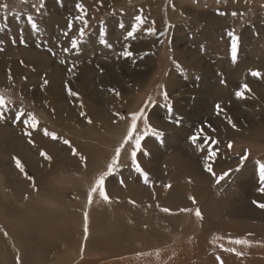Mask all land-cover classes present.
Listing matches in <instances>:
<instances>
[{"label": "rangeland", "instance_id": "374dc122", "mask_svg": "<svg viewBox=\"0 0 264 264\" xmlns=\"http://www.w3.org/2000/svg\"><path fill=\"white\" fill-rule=\"evenodd\" d=\"M43 3L41 8V0H0V96L9 109L8 119L0 122V264H221L235 252L243 258L235 264H264V209L253 203H264L259 175L264 163V75L251 76L252 71L264 74V0ZM138 15L144 19L129 37ZM29 16L38 31H32ZM229 32L239 38L235 64ZM73 39L77 49L71 48ZM142 42L143 48H136ZM175 46L185 47L191 57L180 56L182 50ZM126 49L131 57L120 55ZM107 80L123 83L125 89L111 87L106 95ZM173 80L180 81L179 89L167 90ZM245 84L251 92L237 99L235 93ZM69 88L79 98L69 96ZM116 93L119 99L112 105ZM146 104L149 125L163 135L142 140L137 155L142 172L135 170L130 153L135 136L143 135V117L117 171L106 181L111 202L105 203L97 192L88 206L90 187L114 158L131 115ZM217 104L223 109L219 115ZM191 107L200 113L191 115ZM22 113L24 124L14 122L13 116ZM30 116L38 125L28 137L24 133L31 128ZM173 117L188 119L190 126L198 123L193 125L198 130L182 129ZM95 123L105 124L108 131ZM200 130L193 144L190 137ZM173 137L176 144L169 146ZM210 150L217 151L207 160L216 176L230 172L220 184L205 170ZM41 151L51 156L48 164L40 160ZM245 154L248 159L241 164ZM13 157L21 160L25 173ZM178 174L185 177L174 179ZM184 183L189 186L181 188ZM197 209L202 220L195 216ZM243 209L249 215L238 213ZM244 238L248 244L232 243ZM55 244L44 254V247Z\"/></svg>", "mask_w": 264, "mask_h": 264}, {"label": "snow or ice", "instance_id": "6c2138e0", "mask_svg": "<svg viewBox=\"0 0 264 264\" xmlns=\"http://www.w3.org/2000/svg\"><path fill=\"white\" fill-rule=\"evenodd\" d=\"M219 2V0H218ZM44 6L43 0H41V4L40 7L42 8ZM6 7V6H5ZM77 9L82 13V14H86L84 6L82 4H77L76 5ZM218 15L223 16L224 12H218ZM233 16L237 15L236 12L232 13ZM28 23L31 25L32 31H38V25L37 23L33 20V18L31 16H29L28 18ZM136 20L138 21V24L136 27H133L131 31L128 32V36L132 37L134 35V33L136 32L137 28L139 27V23H142V18L138 15L136 17ZM84 25L87 26V21H83ZM124 25H121V28H123ZM69 28H71V25H69ZM150 32L152 31L151 29L149 30ZM84 29L81 28L80 29V37L83 38L84 36ZM163 34V33H161ZM65 35H67V33H65ZM229 37L231 38V60L233 62V64H235L237 62V54H238V47H239V38L234 35L232 32L228 33ZM101 36H103V33H101ZM20 43H24V40L21 39L19 41ZM101 43H104V40L101 39ZM71 48L72 49H77L78 48V41L76 39L71 40ZM3 49H0V51H2ZM49 51L51 52L52 50L49 49ZM65 52L68 51L67 48L64 49ZM53 55H55V53H53ZM120 55L122 57L128 58L131 57L133 55V53L131 51H128L127 49L123 52L120 53ZM61 63H63V61H61ZM68 71H72V69H68ZM264 75L259 71H252L251 72V76L254 78H261V76ZM48 81L45 79L44 80V84L47 85ZM221 83H223V81H221ZM243 91H237L235 93V96L237 99H245L244 93L245 92H251L250 87L245 84L242 86ZM68 95L71 97H75V98H79V94L73 90H71L70 88L68 89ZM117 96H119V93H116ZM164 100L168 101L169 97L167 95V93H164ZM7 103L8 101H6L2 96H0V122L6 121L8 119L6 113L9 111V109L7 108ZM80 107L83 108L84 105L83 103L80 104ZM147 107V104L142 107L140 109V111L138 113H134L131 115V124L130 127L125 135V137L123 138V140L121 141V143L119 144V146H117L115 148V154H114V158L111 160V162L107 165L106 171L100 173L98 175V177L95 179L94 184L90 187L88 194H87V204L88 206H91L93 203V197L94 195L99 192V196L100 198L105 202V203H110V197L106 192V181L109 177L113 176L115 174V172L117 171V166L119 164L120 158H121V154L123 149L125 148L126 145H128L132 140H133V135L137 130L138 127V122L141 120V118L143 117V125H144V132L143 135H139L137 134L135 136V141H134V150L131 151L130 155H131V163L132 165H135V170L137 172H142V169L139 165V163L137 162V155L138 153L141 151V147H142V140L148 136L149 134H152L153 136L159 138L163 135L162 132L157 131L156 129L152 128L149 123L148 120L145 116V108ZM216 109H217V114L219 115L220 112L223 111V109L221 108V106L219 104L216 105ZM169 111H171V107L169 106ZM24 115L23 113L21 115H14L13 116V121L16 122H20L21 124H24V120L21 119V116ZM81 115H85L83 112H81ZM121 119H124V117H121ZM88 123L91 124L92 121L88 120ZM229 123H232V121L229 119ZM30 124H31V128L26 131L24 134L28 137H31L33 134V130H35L37 128L38 125V121L36 120V118L34 116H30ZM233 127H235V125L233 124ZM203 133V130H200V132L197 135H193L190 137L191 141L193 144H195L198 140V137L200 134ZM44 135L48 136L49 132L47 130L44 131ZM51 138L53 140H57L58 137L56 136L55 133L51 134ZM205 140H207V137H205ZM30 144H33L34 142L29 139L28 141ZM63 143L65 145H69V147L71 148L70 142L65 139L63 141ZM214 143H218V142H214ZM228 148L231 149L232 148V144L229 143L228 144ZM76 149L72 148V155H76ZM40 155L48 161H51V156H49L47 153L41 151ZM217 156V151L216 150H210L209 151V155L208 157H206V163H205V170L212 173V175L215 177V182L216 184H220L221 181H224L225 178L227 176L230 175V172H224L221 175H219L218 177L216 176L215 172H213V169L211 167L210 164L207 163L208 159H212L214 157ZM248 159L247 154H245L244 156L241 157V164H243V162L245 160ZM13 160L15 161V166L16 168L21 172V173H25V167L23 165V163L21 162L20 159L13 157ZM81 160H84V157H81ZM237 171H239V169H237ZM259 175H260V180L262 182V184H264V163L259 164ZM27 179H31V177L26 176ZM144 180L145 183H147L148 177L145 174L144 175ZM170 187V186H169ZM260 192L264 193V187L260 188ZM190 199H192L193 204L196 203L195 198L190 197ZM254 204H256V206L260 209H264V203H257L256 201H253ZM161 211L165 212V213H170V209L168 208H162ZM181 211L187 212L189 211V209H182ZM195 216L198 219H203L202 213L199 209H197L195 211ZM84 232L85 235H87L88 233V213L85 212L84 213ZM232 243L237 244V245H242V244H248V241L246 240H234L232 241ZM226 251L229 252H234V249H226ZM235 255L237 256H241L242 253L241 252H235ZM218 260H220V257H217ZM221 264H223V261H221Z\"/></svg>", "mask_w": 264, "mask_h": 264}, {"label": "bare ground", "instance_id": "6f19581e", "mask_svg": "<svg viewBox=\"0 0 264 264\" xmlns=\"http://www.w3.org/2000/svg\"><path fill=\"white\" fill-rule=\"evenodd\" d=\"M204 3V2H203ZM130 17V16H129ZM141 18H143V17H141ZM144 19V18H143ZM143 21V20H142ZM147 21V20H146ZM133 22H134V25H137L138 24V21L137 20H133ZM144 23V22H143ZM147 22H145V24H146ZM139 24H141V23H139ZM148 25V24H147ZM146 26V25H145ZM149 29V28H148ZM178 29V28H177ZM203 32V31H202ZM139 36H141L140 34H139ZM178 36V35H177ZM146 37V36H145ZM140 38V37H139ZM180 39H179V41L178 42H182V37L180 36L179 37ZM142 39H143V37H142ZM149 40H151L150 39V36L148 37V41ZM141 42V41H140ZM143 43L144 42H142V43H140V44H138V45H136V48H143ZM149 43H150V41H149ZM149 43L147 42V44L149 45ZM134 48V47H133ZM175 48H179L180 50H182V52H179V53H181L180 54V56L181 55H186L187 54V56H189V57H191V54H189L188 52H187V50L185 49V47H183V48H180V47H177V46H175ZM130 49V48H129ZM132 49V48H131ZM132 50H134V49H132ZM144 50V49H143ZM135 52H137V51H135ZM141 54V53H140ZM150 54V53H149ZM139 55V54H138ZM137 56V55H136ZM143 56V55H142ZM146 56V55H145ZM178 56H179V54H178ZM144 57V56H143ZM150 57V56H149ZM144 60V59H143ZM194 61V60H193ZM197 62V61H196ZM198 63V62H197ZM148 64V63H147ZM206 72H208L207 70H206ZM133 73V72H132ZM131 73V74H132ZM122 74V72L120 71V75ZM113 75V74H112ZM111 75V72H110V75L109 76H112ZM123 75V74H122ZM105 76V75H104ZM115 76V75H114ZM124 76V75H123ZM172 76V75H171ZM207 76H208V74H207ZM107 77V76H106ZM109 78V77H108ZM123 78V77H122ZM127 78V77H126ZM131 78V77H130ZM206 79H207V77H206ZM206 79H204V80H206ZM210 79V78H209ZM108 80H110V81H112L110 78L108 79ZM107 80V82L109 83L108 85L106 84L105 85V87H104V89H105V93H106V95H108L110 92H111V90H112V88L111 87H115V89L117 90V89H125L124 88V86L122 85L123 83H121V84H119V83H112V82H109ZM121 80V79H120ZM136 80V79H135ZM175 80V79H174ZM171 81L168 85H167V87L168 86H171V87H175V88H177V87H179V83H180V81ZM201 80H202V78H201ZM131 81V80H130ZM133 81V80H132ZM130 83H132V82H130ZM129 84V83H128ZM131 85V84H130ZM129 85V86H130ZM128 86V87H129ZM126 87V86H125ZM137 88V87H136ZM130 89V88H129ZM177 89H179V88H177ZM134 90V89H133ZM245 98H247V97H245ZM118 96H116L115 97V99L112 101V105L114 104V103H116V102H118ZM262 99V98H261ZM52 111L53 110H51V111H49V114L51 115L52 114ZM200 110L199 109H197V108H195V112L194 113H192L193 115L196 113V112H199ZM81 112H84V110H82ZM106 123V122H105ZM196 124H198V123H196V122H193V125H196ZM193 125H189V127H192ZM95 127L96 128H98L100 131L101 130H103V129H105L104 131H108V130H106V126H105V124L103 125V124H99V125H97L96 123H95ZM108 127V126H107ZM110 129V128H109ZM121 129V128H120ZM98 130V131H99ZM99 131V132H100ZM20 134V133H19ZM100 134H101V132H100ZM173 136V135H172ZM164 138V137H163ZM159 140V139H158ZM23 143H25V142H23ZM23 143H22V145H23ZM176 144V140H175V138L173 137L172 138V140H170V142H169V146H174ZM30 145V144H29ZM160 146V145H159ZM26 147V146H25ZM31 146H29V148H30ZM32 148V147H31ZM200 149V148H199ZM169 151V150H168ZM85 152V151H84ZM145 152V151H144ZM35 153V152H34ZM162 153V152H161ZM36 154V153H35ZM84 155V154H83ZM154 155V154H153ZM11 156H12V154H11ZM50 156V155H49ZM144 157V156H143ZM42 159H44L43 157H41V159L40 160H42ZM39 160V161H40ZM45 160V159H44ZM146 160V159H145ZM152 160V159H151ZM47 161L48 160H45V162H46V164H48L47 163ZM85 161V160H84ZM15 162V161H14ZM148 164V163H147ZM46 166V165H45ZM197 168V170H196V172H198L200 175H201V168H199V167H196ZM45 170H47V168H45ZM180 170V169H179ZM194 170H195V168H194ZM178 177H180V179L181 178H184L185 177V174H178L176 177H174V179H177ZM171 179V178H170ZM173 179V180H174ZM173 182V181H172ZM176 182H178V180L176 181ZM173 184H175V183H173ZM177 185V184H176ZM184 186H186V187H188L187 186V184L186 183H184L183 184V186L181 187V188H183ZM191 186V185H190ZM186 189V188H185ZM187 190V189H186ZM184 191V190H183ZM228 193V192H227ZM227 193H225L224 195H226ZM190 194V193H189ZM187 195V194H186ZM230 195V194H229ZM189 196V195H188ZM196 196V195H195ZM197 197H199V196H197ZM196 197V198H197ZM186 198V197H185ZM188 199V198H187ZM241 208H238L237 210H240ZM238 213H242V214H246V215H249V212H248V210H246V209H243V210H241V211H238ZM237 213V214H238ZM238 229V228H237ZM234 231H235V229H234ZM238 231V230H237ZM241 232H243L244 233V231H242L241 230ZM241 234V233H240ZM61 235V234H60ZM63 235V234H62ZM242 235V234H241ZM56 238H57V240L59 241V240H62V239H64L65 237L64 236H61V237H59V235H56ZM66 239V238H65ZM240 239V238H239ZM245 240H246V238H244ZM73 240V239H72ZM67 243H69V245L70 244H72L71 243V240H70V238H68V239H66L65 240ZM52 244V243H51ZM56 246V244L53 246V245H50V246H48L47 248L46 247H44L45 249H44V254L46 253V254H48L49 255V250H51V249H53L54 247ZM42 248V247H41ZM242 250H244V249H242ZM42 259H45V256H44V258H42ZM243 260V258L241 257V256H237V255H233V257H232V259L230 260V261H226L225 260V258L222 260L223 261V264H235V261H239V262H241ZM43 262V261H42Z\"/></svg>", "mask_w": 264, "mask_h": 264}, {"label": "crops", "instance_id": "0c3cea01", "mask_svg": "<svg viewBox=\"0 0 264 264\" xmlns=\"http://www.w3.org/2000/svg\"><path fill=\"white\" fill-rule=\"evenodd\" d=\"M118 73L120 74V70L118 71ZM105 87V86H104ZM48 88V87H47ZM166 89L167 90H173L172 89V87L171 86H168V87H166ZM50 90H52V88L50 89ZM174 93H179V91H174ZM99 104V103H98ZM177 107V110H180L181 112H182V109H181V107L180 106H176ZM187 110V104H186V106L184 107V110ZM201 111V110H200ZM200 111L199 112H196L194 115H197V114H199L200 113ZM195 112V107H191V109H190V114L191 115H193L192 113H194ZM173 119L175 120V122L177 123V125L180 123V125H181V128L182 129H185V130H188V129H192V127H189V125H188V119H185V120H181V119H178L177 117H173ZM194 128V127H193ZM194 129H197L198 130V128H194Z\"/></svg>", "mask_w": 264, "mask_h": 264}]
</instances>
